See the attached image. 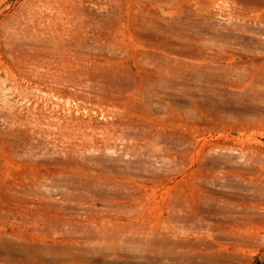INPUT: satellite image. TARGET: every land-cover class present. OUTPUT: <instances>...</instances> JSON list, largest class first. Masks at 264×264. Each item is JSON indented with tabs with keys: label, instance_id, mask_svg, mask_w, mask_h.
<instances>
[{
	"label": "rangeland",
	"instance_id": "374dc122",
	"mask_svg": "<svg viewBox=\"0 0 264 264\" xmlns=\"http://www.w3.org/2000/svg\"><path fill=\"white\" fill-rule=\"evenodd\" d=\"M0 264H264V0H0Z\"/></svg>",
	"mask_w": 264,
	"mask_h": 264
}]
</instances>
